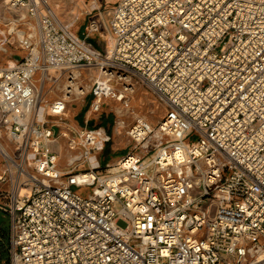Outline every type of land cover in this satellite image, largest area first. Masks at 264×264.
Instances as JSON below:
<instances>
[{
	"label": "built area",
	"instance_id": "obj_1",
	"mask_svg": "<svg viewBox=\"0 0 264 264\" xmlns=\"http://www.w3.org/2000/svg\"><path fill=\"white\" fill-rule=\"evenodd\" d=\"M99 30L76 35L48 0H0L10 264H261L264 0H118L109 54L89 41ZM139 86L156 124L133 109ZM88 96L89 118L120 105L133 143L106 167V127L65 124Z\"/></svg>",
	"mask_w": 264,
	"mask_h": 264
},
{
	"label": "rangeland",
	"instance_id": "obj_2",
	"mask_svg": "<svg viewBox=\"0 0 264 264\" xmlns=\"http://www.w3.org/2000/svg\"><path fill=\"white\" fill-rule=\"evenodd\" d=\"M58 16L67 24L72 25V30L78 36H83L86 28L90 23L96 21L100 25V30L92 34L89 41L94 47L101 50L105 55L109 54L112 45V33L110 30V19L112 11L118 0H48ZM9 27L3 25L2 30H8ZM16 41V39H14ZM13 50V49H12ZM54 74V72H52ZM97 73V72H96ZM95 73V74H96ZM94 74V75H95ZM92 74H88L90 78ZM64 81H59L52 84H47V101L44 105L47 107L59 95L63 88ZM90 85V83H89ZM51 91H48V89ZM91 97L77 100L69 104L67 108V119L65 124L68 126L81 125L85 126L89 120L88 126H104L107 129L109 140L105 144L102 151L98 152V159L101 161L102 167L115 163L120 157L125 155L133 143L126 135L125 131L117 132L115 127L116 114L115 110L120 108V105L114 101H108L103 107V110L97 115H91L89 118V103ZM133 109L138 116L146 117L150 122L156 124L163 115L162 107L157 103L154 96L144 87L139 86L135 94ZM50 125L55 122L54 118H48ZM68 162V156H65L64 165ZM92 162L96 164L95 157ZM2 188L8 189V185H3ZM0 225L4 228H10L9 216L0 211Z\"/></svg>",
	"mask_w": 264,
	"mask_h": 264
},
{
	"label": "trees",
	"instance_id": "obj_3",
	"mask_svg": "<svg viewBox=\"0 0 264 264\" xmlns=\"http://www.w3.org/2000/svg\"><path fill=\"white\" fill-rule=\"evenodd\" d=\"M0 264H10L9 229L0 225Z\"/></svg>",
	"mask_w": 264,
	"mask_h": 264
},
{
	"label": "bare ground",
	"instance_id": "obj_4",
	"mask_svg": "<svg viewBox=\"0 0 264 264\" xmlns=\"http://www.w3.org/2000/svg\"><path fill=\"white\" fill-rule=\"evenodd\" d=\"M87 89H88V87H87ZM118 109V108H117ZM46 110V106L45 105H42V108H41V110H40V117L41 118H44V111ZM261 264H264V256L261 258Z\"/></svg>",
	"mask_w": 264,
	"mask_h": 264
}]
</instances>
